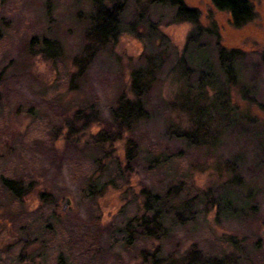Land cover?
<instances>
[{"label": "rangeland", "instance_id": "rangeland-1", "mask_svg": "<svg viewBox=\"0 0 264 264\" xmlns=\"http://www.w3.org/2000/svg\"><path fill=\"white\" fill-rule=\"evenodd\" d=\"M149 1L128 0L127 23L116 43L108 51L96 54L84 79L86 90H77V86L67 89L64 63L27 52V40L42 32L60 35L63 30L75 28L72 34L63 33L60 37L67 49L64 54L70 57L79 40L73 18L89 8L88 0H0V22L6 21L9 26L0 38V70L5 71L6 77L14 75L5 92L0 86V177H17L29 187L28 193L11 204V208L0 207V264H57L58 255L63 254L65 258L68 254L71 258L78 257L77 264H140L136 252L118 256L107 250L99 256L91 249L81 258L82 246L88 242L85 239L90 238L85 233L89 223L98 216L96 221L109 226L127 215H139L142 206L137 202L142 203L143 187L155 192L170 187L172 194L182 188L186 199L215 183L214 170L217 165L220 170L223 163L212 161L201 150L193 153L179 146L175 128L185 129L187 118L167 104L176 94L177 75L172 74V66L183 56L188 37L196 28L191 22L174 21L167 6ZM247 1L253 17L244 26L235 28L229 14L217 10L210 0H182L187 7L198 10L201 26L216 30L220 45L246 53L248 60L241 63L240 83L245 87L251 85L256 91L245 98L234 87L231 99L241 123L255 118L263 125L264 0ZM79 8L82 10L78 11ZM209 34L202 36L201 46L213 48L215 33ZM148 58L161 67L156 70L155 81L145 97L153 114L138 127L136 140L141 143V153L137 165L130 168L125 156L127 131L114 126L104 142L98 143L105 128L100 120L101 117L108 120V110L116 97L128 93L130 73L134 68H145ZM89 101L95 109L87 112V119L75 118L81 103ZM99 112L102 114L97 115ZM250 128L223 131V146L218 154L228 159L232 154H241L238 167L243 181L253 184L258 181L264 191V146L258 136L264 128L260 125ZM172 147L180 150L181 155H173ZM159 150L171 155L159 164L149 165L147 158ZM95 154L102 163L116 160L121 167L120 171L114 166L110 169L111 182L93 199L98 214L88 208V202H83L79 190L85 177L92 174L95 178L102 172L92 163L90 155ZM218 190L215 189L214 197ZM238 191L242 195L245 192L242 188ZM44 193L56 198L53 209L58 216L56 222L45 216L48 211L40 199ZM259 196L258 219H264V194ZM195 203L191 210L197 213L196 219L170 230L166 245L172 258L180 260L194 247L201 258L214 263L221 259L218 264H264L263 223L252 224L246 215L236 220H222L220 216L215 220L216 206L209 202L204 205L199 200ZM36 212L54 229L40 237L42 242L29 241L24 233L20 234L17 224L21 213L26 216ZM106 234L99 239L103 248L107 246ZM231 235L236 236L233 243L226 240ZM255 239L259 245L253 242ZM113 240L116 251L119 236L115 234Z\"/></svg>", "mask_w": 264, "mask_h": 264}, {"label": "trees", "instance_id": "trees-1", "mask_svg": "<svg viewBox=\"0 0 264 264\" xmlns=\"http://www.w3.org/2000/svg\"><path fill=\"white\" fill-rule=\"evenodd\" d=\"M149 2L167 6L174 21L191 22L196 28L188 37L189 44L184 48L183 56L176 61L177 63H174L171 69L172 74L177 75L174 77L176 94L172 101L167 104L184 113L188 122L185 129L178 130V127L175 128L174 136L180 140V147L189 149L193 153L196 150H201L206 156L211 157L212 161L222 162L223 166L220 170L219 165L216 166L217 168L214 170L215 183L209 189L199 191L190 198L185 199L182 196V193L184 194L182 188L172 194L173 189L170 187L163 192H155L143 187L141 189L142 203L137 202L140 208L142 206L139 215H127L120 222L115 221L109 226H102L96 221L98 220V216H96L94 218L96 220L89 223L85 232L90 235V238L89 240L85 239V242H88L82 246L84 253L79 256L83 258L89 250L93 249L95 255L106 254L107 250H113L118 256L123 252L132 254L136 252L139 254L140 264L222 263L221 259L214 263V261L201 258L200 253L194 247L184 258L174 259L172 258L173 255L167 251L169 248L166 241L170 239L169 233L173 226L184 224L185 221L193 218L196 219L197 213L194 214L191 209L198 205L195 203L197 200L204 205L209 202L216 206L215 220H218L219 216L222 220H236L246 215L249 216V220H252V224L256 221L264 224V219H258L260 205L257 201L260 198L259 195L262 196L264 191L262 186L257 183L258 181H254V184L243 181L244 177H242L238 167L241 154H232L231 159L218 154L221 146H223L221 141L223 131L231 132L235 128H250L251 125L253 127L260 125L262 129L264 128V124L261 125L260 121L255 118L241 123L236 106L231 99L234 87L238 88L237 90L243 97L246 94H254L256 91L251 89V85L245 87L240 83L241 63L244 60L247 62L248 58H246V53L240 49H227L220 45L216 39V37L218 38L216 30L201 26L198 10L187 7L182 0H150ZM210 2L217 10L229 14L230 23L235 28L244 26L253 17L251 6L247 0H210ZM127 3L128 0H88L87 6L89 8L82 11L83 13L80 11L82 9L79 8L78 11L80 12L73 18L75 25H77L79 40L75 46L76 50L70 57L64 54L67 49L63 46L60 37L63 33L72 34L75 28L63 30L60 35L54 33L47 35L43 32L32 35L27 40L30 44V46L28 44L27 52H34L35 55H41L51 62L62 61L67 68V89L77 86V90H86L84 79L96 54L108 51L116 43L127 23ZM8 27L6 21L0 22V38L7 33ZM214 33L213 48L207 44V46H201L202 36ZM192 44L193 47H191ZM212 58L214 59L212 60ZM261 60L263 61L262 58ZM147 61L145 68H134L130 73L128 93H120L116 97L115 103L108 110V120L102 119V117L100 120L105 128L101 131L98 143L104 142L105 135L114 126L118 130L127 131L129 139L125 156L130 168L137 165V158L141 153V143L136 140L138 127L150 120L153 114V110L148 107L145 97L155 81L156 70L161 67L159 63L156 65L149 58ZM10 78L13 79L14 75L6 77L5 71L0 70L2 92H5ZM78 83L80 84L78 85ZM1 91L0 96L2 95ZM90 103V101L81 103L74 117L87 119V112L95 109L94 105ZM96 114H102V112ZM258 136H260V142L264 146V131ZM171 153L181 155L182 152L173 150L172 147ZM170 155L169 152L159 150V153L157 152L151 155V158H147L148 164H159ZM90 157L92 163L97 165L102 172L95 178L92 174L85 177L79 190L83 202H88V208L91 210L93 208L98 214L99 211H97L93 199L101 194L106 185L111 182L112 179L108 175V173L111 174L110 169L114 166L116 170L120 171L121 167L116 160L105 164L102 163L101 159H98L96 154L90 155ZM216 188L219 190L216 193L217 197H214ZM238 188L244 189L243 195L242 192L240 194ZM28 190L29 187L22 179L0 177V207L11 208V204L20 201L28 193ZM40 197L42 206L48 211L45 216L48 220L52 219L56 222L58 216L53 211L57 203L56 198L52 199L47 193L41 194ZM203 210L205 211V209ZM92 212L94 211L92 210ZM22 213L19 215L17 223L20 226L19 232L21 235L24 233L23 235L27 236L29 241L42 242L40 237L54 231L53 227L47 226V221H44L43 215L36 212L35 215L24 216ZM30 227L32 228L30 229ZM105 232H107L105 238L107 246L103 248L104 244L99 245V239ZM115 234L119 236L116 251L113 248V236ZM235 237V235H231L226 240L233 243L236 240ZM258 241L255 239L253 242L259 245ZM63 255H58L57 264H77L75 261L78 257L73 256L71 258L72 255L68 254V257L65 258ZM82 264L85 263L82 262Z\"/></svg>", "mask_w": 264, "mask_h": 264}]
</instances>
